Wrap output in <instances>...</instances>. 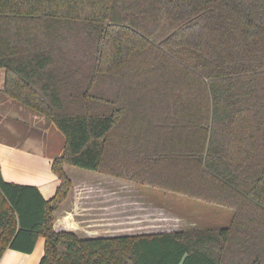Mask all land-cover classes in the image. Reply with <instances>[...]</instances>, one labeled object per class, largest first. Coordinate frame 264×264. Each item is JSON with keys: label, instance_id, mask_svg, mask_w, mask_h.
I'll list each match as a JSON object with an SVG mask.
<instances>
[{"label": "trees", "instance_id": "16d2710c", "mask_svg": "<svg viewBox=\"0 0 264 264\" xmlns=\"http://www.w3.org/2000/svg\"><path fill=\"white\" fill-rule=\"evenodd\" d=\"M4 93L65 137L47 200L0 171V260L264 264V0H0ZM65 165L233 210L228 227L56 231Z\"/></svg>", "mask_w": 264, "mask_h": 264}, {"label": "crops", "instance_id": "0c3cea01", "mask_svg": "<svg viewBox=\"0 0 264 264\" xmlns=\"http://www.w3.org/2000/svg\"><path fill=\"white\" fill-rule=\"evenodd\" d=\"M0 70V106H6L5 109L0 108L2 177L7 182L36 186L43 197L49 200L56 194L60 180L51 168L54 157L49 154L51 146H48L47 137L41 132L32 131V124L37 121L41 124V118L44 128V117L40 114L41 118H37V112L4 93L5 71ZM14 102L31 112L23 110ZM52 128L44 130L49 131ZM64 168L72 180V189L54 212L55 230L74 232L82 239L116 236L112 233L119 228L117 224L121 222L124 179L70 165H65ZM108 192L112 199L116 198V193L119 194L120 201L109 206L113 220H108ZM44 253L45 238L40 236L32 253L9 248L2 256L0 264H39Z\"/></svg>", "mask_w": 264, "mask_h": 264}, {"label": "rangeland", "instance_id": "374dc122", "mask_svg": "<svg viewBox=\"0 0 264 264\" xmlns=\"http://www.w3.org/2000/svg\"><path fill=\"white\" fill-rule=\"evenodd\" d=\"M14 104L31 112L30 109L19 103L14 102ZM0 108L5 109L6 106L2 104ZM35 114H37L35 115L37 118H41L40 114ZM32 127V131L41 132L47 137L48 146H51L50 156L56 157L62 154L65 137L60 130L53 127L51 130L45 131L42 118L41 124L37 121L32 124ZM118 201H120L118 193H116V198L112 199L108 192L106 201L108 220H113V213H110L109 206L118 203ZM121 204V222L117 224L119 228L112 233L116 236L219 229L230 226L234 214L233 210L223 206L210 205L187 197L135 185L125 180L123 181ZM116 212L118 213V211Z\"/></svg>", "mask_w": 264, "mask_h": 264}]
</instances>
